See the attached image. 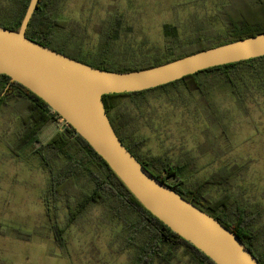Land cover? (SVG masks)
I'll list each match as a JSON object with an SVG mask.
<instances>
[{"label": "rangeland", "instance_id": "rangeland-1", "mask_svg": "<svg viewBox=\"0 0 264 264\" xmlns=\"http://www.w3.org/2000/svg\"><path fill=\"white\" fill-rule=\"evenodd\" d=\"M15 0H0V12L17 9ZM229 0H58L52 7L57 17L69 19L70 26L59 35L75 36L83 42L82 52L93 58L100 51L101 28L117 15L124 19L127 35L118 41L113 59L123 55L127 37L133 41L129 54L162 56L165 49L163 26L181 24L190 33L201 21L205 28L221 34L223 26L216 10ZM75 47V46H72ZM135 58V57H132ZM207 77L201 76V79ZM201 96L198 89L178 83L148 92L146 97L121 101L139 111L143 156H161L180 165L187 185L208 178H220L236 169V184L230 192L237 203L256 213L253 229L259 232V250L264 248V91L247 94V111L236 106L228 86L210 76ZM139 104L141 109H138ZM11 111L0 110V264H134L135 247L127 243L124 225L106 203L91 206L65 231V245L57 244L51 230L43 194L50 169L40 163L30 147L14 156L7 142L15 141ZM65 121L49 123L41 133L47 141ZM175 181V178L171 179ZM224 187L210 184L209 198L216 199ZM68 209H57L59 223ZM191 253L181 247L170 262L190 264Z\"/></svg>", "mask_w": 264, "mask_h": 264}, {"label": "trees", "instance_id": "trees-1", "mask_svg": "<svg viewBox=\"0 0 264 264\" xmlns=\"http://www.w3.org/2000/svg\"><path fill=\"white\" fill-rule=\"evenodd\" d=\"M15 1V4H18L17 9L11 8L5 15L0 12V25L13 30L19 27L30 0ZM57 1L39 0L29 21L26 35L74 59L111 71L126 72L153 67L264 32V0H229L216 10L217 18L224 29L221 34L205 28L201 21L190 33L185 32L186 29L182 30L181 24H165L163 26L165 49L162 56L145 52L130 55V50H134L136 46L129 40L131 38L127 37L123 46L126 50L123 53L126 59L116 61L113 59L115 46L122 40L123 35H127L124 19L117 15L111 24L100 29L102 35L99 53L93 58H87L82 52V41L79 42L72 34H58L69 27L71 21L53 14L52 7ZM201 76L207 78L213 76L228 86L236 106L247 111V94L264 91V55L209 67L147 90L105 94L103 99L108 117L122 143L146 168L184 198L236 233L260 263L264 264V248L258 250L260 235L253 229L256 213L238 204L230 192V188L237 182L235 178L239 175L238 170L220 174V178L198 181L186 191L187 194L178 187L179 183L185 181L180 176V172H184L180 165L165 157L140 154L144 139L135 136L139 130L140 112L129 107V103L121 101L127 97L134 101L140 97L145 98L148 92L178 83L198 89L203 97L208 92L204 87L207 78L201 79ZM136 105L141 109L139 104ZM6 108L10 109L13 120L11 124L15 125L12 130L15 141L7 142L12 155L19 157L24 148L30 147L40 163L50 169V180L43 199L49 219L52 221L51 230L57 244L65 245L66 229L91 206L106 203L112 215L124 225L127 243L135 247L134 264L170 263L181 247L191 253L190 264H217L152 214L70 124L64 122L63 127L58 128L47 141H43L40 135L44 128L49 123L62 120V117L26 86L0 73V110ZM172 178H175L173 185ZM210 184H221L224 191L216 199L205 200ZM61 202L68 209L63 223L57 220V209Z\"/></svg>", "mask_w": 264, "mask_h": 264}, {"label": "water", "instance_id": "water-1", "mask_svg": "<svg viewBox=\"0 0 264 264\" xmlns=\"http://www.w3.org/2000/svg\"><path fill=\"white\" fill-rule=\"evenodd\" d=\"M38 2L29 1L16 30L0 25V73L47 102L152 214L217 264H261L236 233L184 198L137 159L115 132L103 97L155 88L209 67L263 56L264 32L153 67L111 71L29 38L26 30Z\"/></svg>", "mask_w": 264, "mask_h": 264}, {"label": "flooded vegetation", "instance_id": "flooded-vegetation-1", "mask_svg": "<svg viewBox=\"0 0 264 264\" xmlns=\"http://www.w3.org/2000/svg\"><path fill=\"white\" fill-rule=\"evenodd\" d=\"M171 182H172V185H173V183L175 182V181H172L171 180ZM178 184V183H177ZM193 185H187L186 184V180L185 181H182V183H179L178 184V187L179 188H181L183 191H187V190H190V188L192 187ZM187 194H188V192H186ZM208 194V193H207ZM210 196H209V194H208V196L206 197V199L205 200H211V198H209ZM233 217L235 218V216L233 215ZM259 248V247H258ZM259 250V249H258Z\"/></svg>", "mask_w": 264, "mask_h": 264}]
</instances>
